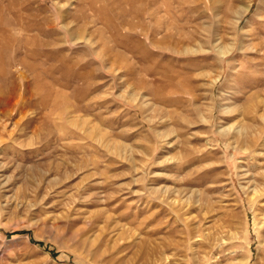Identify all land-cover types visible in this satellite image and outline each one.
<instances>
[{
	"label": "rangeland",
	"instance_id": "obj_1",
	"mask_svg": "<svg viewBox=\"0 0 264 264\" xmlns=\"http://www.w3.org/2000/svg\"><path fill=\"white\" fill-rule=\"evenodd\" d=\"M0 264H264V0H0Z\"/></svg>",
	"mask_w": 264,
	"mask_h": 264
}]
</instances>
